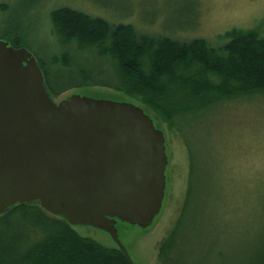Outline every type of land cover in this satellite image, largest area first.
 <instances>
[{"label":"rangeland","instance_id":"obj_1","mask_svg":"<svg viewBox=\"0 0 264 264\" xmlns=\"http://www.w3.org/2000/svg\"><path fill=\"white\" fill-rule=\"evenodd\" d=\"M59 7L130 23L140 32L181 41L203 38L214 45L228 29L264 24V0H0V40L9 42L21 31L23 45L35 58L50 55L49 12ZM73 94L132 103L163 132L167 163L160 211L146 228L119 220L114 224L134 264H160L158 245L172 229L189 182L190 201L179 233L183 262L264 264V94L204 104L185 117L179 132L171 131L141 97L125 92L83 86L52 98L57 103ZM74 229L104 247H117L105 231Z\"/></svg>","mask_w":264,"mask_h":264},{"label":"trees","instance_id":"obj_2","mask_svg":"<svg viewBox=\"0 0 264 264\" xmlns=\"http://www.w3.org/2000/svg\"><path fill=\"white\" fill-rule=\"evenodd\" d=\"M49 23L50 55L36 60L52 97L83 86L125 92L141 97L179 132L185 117L204 104L264 94V24L228 29L214 45L140 32L130 23L70 7L51 10ZM22 35L17 32L10 45L25 47ZM190 170L192 177V164ZM190 183L172 229L158 245L160 264H185L179 233ZM74 227L38 204L16 205L0 215V264H131L118 247H104Z\"/></svg>","mask_w":264,"mask_h":264},{"label":"water","instance_id":"obj_3","mask_svg":"<svg viewBox=\"0 0 264 264\" xmlns=\"http://www.w3.org/2000/svg\"><path fill=\"white\" fill-rule=\"evenodd\" d=\"M166 163L163 132L142 108L76 94L56 103L36 58L0 40V215L38 204L105 231L134 264L115 220L152 223Z\"/></svg>","mask_w":264,"mask_h":264},{"label":"flooded vegetation","instance_id":"obj_4","mask_svg":"<svg viewBox=\"0 0 264 264\" xmlns=\"http://www.w3.org/2000/svg\"><path fill=\"white\" fill-rule=\"evenodd\" d=\"M116 223V222H115Z\"/></svg>","mask_w":264,"mask_h":264}]
</instances>
